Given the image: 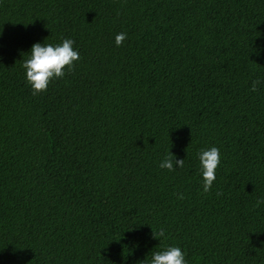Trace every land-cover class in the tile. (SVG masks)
I'll return each mask as SVG.
<instances>
[{"label":"trees","instance_id":"1","mask_svg":"<svg viewBox=\"0 0 264 264\" xmlns=\"http://www.w3.org/2000/svg\"><path fill=\"white\" fill-rule=\"evenodd\" d=\"M66 38L79 59L33 95L26 52ZM170 152L184 167L158 166ZM165 245L264 264V0H0V264H146Z\"/></svg>","mask_w":264,"mask_h":264},{"label":"clouds","instance_id":"2","mask_svg":"<svg viewBox=\"0 0 264 264\" xmlns=\"http://www.w3.org/2000/svg\"><path fill=\"white\" fill-rule=\"evenodd\" d=\"M126 35L125 32L116 33L115 45L120 46ZM73 45L74 41L71 38L62 39L59 43L35 42L31 45L20 67L23 69L24 79L33 95L45 91L53 79L64 77L66 69L71 70L74 62L79 59V53ZM259 83V79L253 80L250 90L255 92ZM196 158L199 182L202 185V191L206 193L215 180L220 152L216 146L201 148L196 153ZM158 166L161 169L173 171L175 168L184 167V159H177L170 152L161 159ZM178 198L182 199L183 194L181 193ZM159 235L163 236V231ZM146 264H188V261L179 246L165 245L160 250L152 251Z\"/></svg>","mask_w":264,"mask_h":264}]
</instances>
